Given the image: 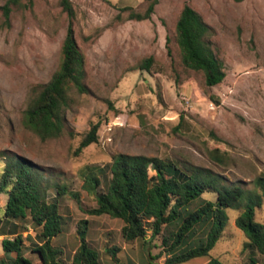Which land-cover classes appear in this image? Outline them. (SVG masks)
Listing matches in <instances>:
<instances>
[{"label": "rangeland", "instance_id": "rangeland-1", "mask_svg": "<svg viewBox=\"0 0 264 264\" xmlns=\"http://www.w3.org/2000/svg\"><path fill=\"white\" fill-rule=\"evenodd\" d=\"M7 1L0 0V152L27 158L52 184L80 194V204L70 196L60 200L64 232L52 240L62 252L58 264H73L82 220L89 221L88 242L102 264H115L111 251L119 264H148L149 254L160 255L161 239L145 247L141 240L127 243L120 219L87 213L97 202L85 190L82 172L100 168L109 178L117 155L171 158L253 187L264 171V0H160L145 21L127 20L129 11L124 9L143 13L146 0H71L90 93L70 91L73 102L66 111L64 133L46 141L26 127L24 114L60 67L68 15L60 0H32L14 7L7 21L1 10ZM186 4L215 30L213 44L226 71L218 86L207 87L202 73L181 64L175 31ZM150 57L155 59L151 70L138 69ZM97 124L99 142L77 155L81 141ZM55 195L51 190V199ZM204 198L215 200L214 195ZM7 200L0 195V214ZM228 214L224 236L210 256L183 264H206L212 258L222 264L249 261L247 237L235 224L239 212ZM256 220L264 224V204ZM28 235V247L42 242L31 227ZM27 257L42 264L37 253L29 251Z\"/></svg>", "mask_w": 264, "mask_h": 264}, {"label": "trees", "instance_id": "trees-1", "mask_svg": "<svg viewBox=\"0 0 264 264\" xmlns=\"http://www.w3.org/2000/svg\"><path fill=\"white\" fill-rule=\"evenodd\" d=\"M24 1L32 2L8 0L1 7L7 21L13 8L25 5ZM159 2L146 0L143 13L125 8L124 11H129L127 20H150ZM60 4L69 19L61 64L24 114L26 127L43 141L63 135L66 111L73 102L70 91L90 93L85 55L75 35L72 1L60 0ZM214 35L211 25L186 4L175 31L181 64L186 70L202 73L209 88L220 85L226 78L225 64L213 44ZM154 62V57L144 59L138 69L149 72ZM216 103L220 101L216 99ZM99 132L100 125H94L81 141L77 155L99 142ZM214 159L221 162L219 157ZM0 163V195L8 197L0 214V236L5 237L0 264H33L27 257L29 251L37 253L42 264H58L62 252L52 246V240L64 232L60 200L70 196L80 204V194L67 185L52 184L41 167L20 155L0 152ZM109 173L108 178L103 169L90 167L82 172L83 186L97 202V207L87 213L120 219L127 243L141 240L145 247L161 239L160 255L149 254L146 263L157 264L154 261L164 257L163 264H183L210 256L224 236L230 220L228 210H234L239 212L236 227L247 237L244 250L250 257L246 264H264V224L256 220L257 210L264 204V171L252 182L253 187L247 188L208 168L175 159L120 154L114 158ZM51 190L56 193L53 199ZM205 195H214L215 200L205 199ZM30 227L42 241L32 247L26 245L29 235L25 237ZM88 232L89 221H80L77 225L80 246L73 264H102L99 253L88 242ZM111 254L113 262L119 264L115 253ZM207 264L222 263L212 258Z\"/></svg>", "mask_w": 264, "mask_h": 264}, {"label": "crops", "instance_id": "crops-1", "mask_svg": "<svg viewBox=\"0 0 264 264\" xmlns=\"http://www.w3.org/2000/svg\"><path fill=\"white\" fill-rule=\"evenodd\" d=\"M8 198V197H7ZM6 204H7V202H6ZM5 237L4 236H0V243L2 244V240L4 239ZM3 254V249L0 251V255H2ZM208 263V262H207ZM206 263V264H207Z\"/></svg>", "mask_w": 264, "mask_h": 264}]
</instances>
